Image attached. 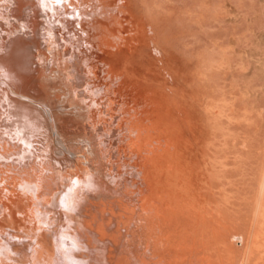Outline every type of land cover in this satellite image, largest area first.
<instances>
[{"label": "bare ground", "instance_id": "bare-ground-1", "mask_svg": "<svg viewBox=\"0 0 264 264\" xmlns=\"http://www.w3.org/2000/svg\"><path fill=\"white\" fill-rule=\"evenodd\" d=\"M163 1L159 0V3L163 4V6L161 5L162 8L164 7L163 9L159 3L158 6L154 4L156 1L152 2L153 4L150 3L151 8L154 5L153 9L150 8L153 11L150 16L154 15L153 18H156L153 19L154 21L165 17L160 16L162 12L164 15L169 12L166 13L165 10L167 8L169 10L170 5L166 8L165 2L167 0ZM137 2L136 0H0V264H174L177 260L180 261V264H183L181 260L184 264H233L235 262H232L233 260L238 261V264H258L259 261L264 264V231H262L264 206L257 211L256 217L253 216L255 220L257 219L256 223L261 221V228L259 224L254 222L255 220L253 221L251 216L250 219L244 216L246 222L252 221L255 225L252 226L253 224L250 222L249 224L252 225L248 224L249 229L245 227L246 231L234 233L229 228L230 225L233 226V223L230 224L231 217L229 218L227 214L226 205L228 199L233 200L235 196L232 199L229 198V190L227 192L225 188L220 187L224 184L220 185L219 178L222 176V180L225 177L221 175L223 169L221 172V167L217 166L221 165L219 164L220 161H217L218 164H216V161L209 162L215 163V166L213 165L214 170L211 164H208L211 168L207 167L212 169L213 172L216 171L217 167L219 168L217 171L220 172L221 176H214L218 175L219 172L212 174L214 176L212 180L214 181L216 177L219 181L220 186H217L216 180V183L213 182V185L216 184L217 188L212 186V182L208 184V179L206 180L207 177H212L211 175H205V179H199L198 176H201V173L196 172L199 174L197 176L194 171H191L192 163L195 164L196 161H201L198 160V157H195L196 153L194 152L201 150V153H203L202 148L204 149L206 143H203L206 141L204 139L209 137L211 132L210 135L207 134L206 138H202L200 137L202 136L201 131L203 134L209 133L208 130L204 131L203 129L210 127V123V126H205V116L203 119L199 118L202 120L196 118L200 115V112H198V109H194L193 106L195 105L190 103V97H188V101L186 98V101L181 100L179 103L184 102L186 105V102H189L187 110H192L191 112L195 110L194 113L197 110L198 113L196 115L193 113L191 116V112H189L188 116L193 117L190 119H196V121L198 119L197 123L200 121V123H204L203 126L192 122L195 125L189 128L191 122L188 123L189 119H187L188 122L185 121L187 110L183 108L186 106L181 103L180 107H182L178 109L179 103L176 102L178 106L174 103L177 99L184 98V95L182 96L175 89V95H179H176L178 98L175 97L174 92L170 89L171 85L167 83L169 81H165L166 85L168 84L165 87H168L169 92L172 91L173 95L170 96L169 92L164 91L166 88L163 89L164 86L161 82L163 77H160L161 90L157 86L156 90L153 89L152 94L147 96L151 84L141 81L145 78L143 75L140 76L141 71H143L142 66H146L143 63L145 53L142 47H145V44L149 46L150 43L153 51L152 56L157 57L162 56V53L164 54L169 50H165L166 46L164 44V49L162 48L163 51L165 50L164 52H161L162 49L159 50L160 46H155L157 44L152 39L155 38H153V34L155 36L154 32L156 30L153 31V27H156L155 24L157 23L159 29L158 22H154V26L153 23L149 24L152 20H147V18L152 17H148V13L144 14V11L143 13L140 12L141 4L139 6ZM148 2L142 1L141 3L143 5ZM168 2L170 4V0ZM168 2L166 3L168 4ZM177 2L173 4L171 1V5L175 6ZM145 6L147 9V4ZM145 6L141 7L144 9ZM155 7L163 11L161 10L158 13L159 9L157 10ZM158 29L156 33L160 34L161 32H158L160 29ZM156 39H159V37H156ZM169 40L167 39V41ZM213 41L215 42V40ZM190 45L188 44L187 48L193 49ZM139 48L141 49L139 50ZM184 50L187 52V49L184 48ZM191 51L193 50H189V52ZM223 51L226 54L227 50ZM225 54H222L223 57L221 58H224ZM164 55L169 56L170 53ZM210 58L215 63L212 55ZM225 59L228 67L227 57ZM169 60H166L168 61V67L165 68L163 65L164 70L169 68ZM158 61L160 60L158 59ZM220 61V59H217L216 62L220 68L216 64L212 65L213 67L216 65L214 69L218 68L224 71L226 68L224 61H222L223 64ZM152 62L157 64L155 61ZM207 62L205 64H209V66H206L208 68L212 67V62ZM218 62L221 64L219 65ZM201 66L197 70L208 72L212 69V73L214 72L211 67L203 70ZM153 67L155 68V66H152V70ZM145 68L148 71L142 74L149 73L150 75L153 73L149 72L150 69H147V67ZM171 68L168 70L171 71ZM122 69L123 73H117L118 70ZM172 69L174 70V67ZM154 70L157 71V69ZM164 70L162 68V71ZM222 70L219 72L223 73ZM176 72L173 71L174 77L177 76ZM207 72L206 75L203 73L205 77L203 75L200 77L205 79L208 76ZM219 72L215 73L220 75ZM168 73L167 79L173 75L170 72ZM201 73L199 71V74ZM208 73L211 75V72ZM195 75L197 80L201 79L197 77L198 74ZM212 75L214 76V78L211 76L212 82H214L216 74ZM226 75L223 79L227 77ZM133 76L142 77L141 80L137 81L139 88L135 86L137 84L134 82L136 79L134 78L135 80L132 81L135 83V92L139 91L137 99L146 98L145 100L148 103L137 101V99L135 101V95L134 98L131 97L130 99L128 94L131 95L132 91H129L128 94L124 93V89L129 87ZM155 76L158 78L159 74L156 73ZM176 79L174 83L177 82ZM221 79H218L219 85ZM223 79L222 81H225ZM171 80H174V78ZM172 85L174 84L172 83ZM148 87L150 88L148 89ZM174 88L176 87L174 86ZM224 88L226 87L222 86V89ZM225 91L223 90L222 93ZM123 93L127 96H124ZM164 94H167V98ZM223 95L225 96V94ZM172 96L177 99L175 100ZM224 96L218 97L221 98L220 105L222 107H217V109L221 110V114L224 111L227 113L230 109L229 106L227 107L229 102L226 104L227 101H223ZM118 97L121 98L120 101H116ZM244 97L240 99H244ZM219 99L217 103H220ZM202 100L203 104L204 99ZM192 101L200 102L194 99ZM238 102L240 103V101ZM217 103H213L215 108ZM189 105H192L193 109L189 110ZM199 106H201L200 103ZM209 106L212 105L209 104ZM209 106L206 105V108ZM176 108L177 111L181 110L180 113L183 112V115L181 113L183 117L179 112V114H176L177 116L172 115L177 112ZM212 108L211 110L208 108V111L215 112L213 111L215 108ZM203 109L205 111V108ZM208 111L206 110L203 113ZM210 112L207 113L209 117H211ZM221 114L219 112L217 115L220 116ZM235 114L238 115L239 113ZM172 116L182 118L183 123H188V126L186 125V127L185 123L179 121L174 122ZM222 116L223 114L220 117ZM232 116L234 115L232 114ZM244 117L246 116L244 115L243 119ZM223 118L227 119V116L224 115ZM247 119L249 118L247 117ZM229 121L226 123L227 125L230 124L231 121ZM214 122H216L215 119ZM238 123L237 127L235 125L233 127L239 128ZM242 123L240 122L241 126ZM219 124L221 125V122ZM224 124H222V127H224ZM176 125L180 128H184V126L186 128L181 132L183 136H177V141L174 140L177 134L173 135L174 137L169 136L171 139L173 138L171 142L174 144L171 145L175 147L174 150L170 146L175 151L172 153L171 150L170 153V148L167 146L170 140L165 138L168 137L166 136L168 134L165 133L168 131L173 134ZM197 125H200L198 127L201 129L203 128L202 130L199 128V132L198 128H193ZM217 125L213 129L221 128ZM227 125L224 128L229 127L230 130V126ZM210 128L212 129V127ZM241 128L243 129V126ZM190 129H193V131L196 129L197 134H200L198 137L201 138V140L200 138L198 140H203L202 148L199 146L201 148L199 149L197 146L194 152L196 141L191 139L194 142L190 141L189 144L188 141L191 135L192 138H196L197 134L195 135L196 132L193 133L192 131L188 138L186 134H189V131L191 132ZM222 129H220L219 134L222 135L223 133V139L226 138V135L227 138L237 137V141L235 140L236 142L233 141V143H236V149L238 148V150L235 149L234 144L231 148L239 152V147H237L239 144L237 143L242 139L238 140L240 132L238 136L233 133L236 134V136H233L230 133L226 134L228 129H225L227 131L225 133ZM218 130H216L217 133ZM213 133L212 136L215 135ZM221 135H219V139ZM185 136L187 139L184 138ZM179 137L183 142L187 140V146L180 144L183 142H179L181 140ZM227 138L225 140L229 139ZM208 141L211 142L210 139ZM243 141L245 142V138L241 142L243 143ZM212 142L210 145H212ZM198 143L201 142L198 141ZM242 143L241 153L245 151V145L243 146L245 143ZM225 144L227 143L225 142ZM210 145L208 144L206 148ZM243 147L244 149H242ZM210 149L212 150V146ZM212 151L209 152L211 155L213 154ZM191 153L194 154L196 161H193L194 158L192 159L193 155ZM258 153L260 154L259 151ZM210 154L205 155L209 156ZM200 155L201 159L204 153ZM223 156L220 157L224 158ZM243 157L245 158V156ZM210 160H213L212 157ZM232 160H228V162ZM234 160L233 162H235ZM243 160L240 158V161ZM207 162H203L204 165L203 163L201 165L206 168ZM221 162L223 163V160ZM236 163L238 164L237 161ZM195 165L193 167H196ZM203 167L201 169H204ZM227 167H223L225 172ZM212 170L209 171L212 172ZM263 171L260 170L263 177L262 180L259 178L262 183L258 182L257 193L255 192L256 186L253 187V184H251L252 194L256 193L251 198L255 196L254 198L257 199L258 197L259 206L260 204L264 205ZM210 172L209 174H211ZM233 173L235 174V172ZM204 174L205 170H203L202 175ZM243 175L245 174L243 173ZM202 179L207 181L206 184ZM259 179L256 180L259 181ZM195 180H198L199 183L196 184ZM199 180H202L201 183L203 184H200ZM216 189L219 190L215 191ZM215 194L217 195L216 198L219 196V200L214 198ZM229 194L231 193L229 192ZM239 197L241 198L240 194ZM259 198L261 199L259 200ZM236 201L238 200L235 199ZM232 203L230 204L232 205ZM251 203L256 204L255 206L258 205L255 201ZM235 204L237 205V203ZM245 204L251 205L249 203ZM255 206L254 208H256ZM234 207L233 210L236 211V207ZM231 208L232 206L229 207V212L232 210ZM177 216H181L179 220H182V216L184 219L189 217L190 219H187V221L189 220L188 223L193 221L192 223L195 226L192 227V224L189 227L193 228L189 229L193 232L191 235V231L188 232V227L184 226V229L187 228L188 230L189 234L186 235H189V240L186 235L184 237L189 242H184V245L180 243L181 247L178 246L180 245L178 243L181 242L177 237L180 235H178V230L176 231L173 228L177 233L176 236L173 234H165V236L161 234L159 236ZM147 217L154 218L153 224L156 219L157 221L155 223L156 228L152 225V230L148 229L150 231L149 235H151L150 238L144 239L145 237L143 238L137 234L139 228L147 221ZM184 219L183 221L186 224L187 221ZM241 219L245 221V219ZM148 221L150 222L149 219ZM243 221L241 222L243 223ZM149 222L148 226L150 225ZM245 225L243 224V226ZM239 226L241 228V225ZM155 229L157 234L153 235L151 232ZM184 229L182 228V230ZM182 230L180 229L179 233L182 234L183 232H180ZM237 230L239 229L237 228ZM146 236L148 237V235ZM161 237L164 239L162 240ZM155 244L163 245L161 248H167L166 250H169L168 247L170 250L173 248L176 252L180 249L181 255L176 253L179 256H175V251L172 249L171 252H174V254L171 252L170 254L175 257L173 258L171 255L168 261L169 256L164 254L166 256L163 258V254H161L162 251L166 250H162L160 253L158 245L155 247L159 249V252L156 253L157 255L154 254L155 249L152 248ZM164 245L167 246L164 247ZM159 253L162 255L161 257H159ZM166 258L167 260H165ZM254 258L255 261L252 260ZM170 261L173 262L169 263ZM176 263L178 264V262Z\"/></svg>", "mask_w": 264, "mask_h": 264}, {"label": "rangeland", "instance_id": "rangeland-1", "mask_svg": "<svg viewBox=\"0 0 264 264\" xmlns=\"http://www.w3.org/2000/svg\"><path fill=\"white\" fill-rule=\"evenodd\" d=\"M138 0H136V2H137ZM144 2V1H146V2H148V3H146L147 4V9H146V4L144 3L143 5L145 6V8L143 9V7H141V6H143L142 5V3L141 2ZM151 1V2H150ZM156 1V2H155ZM154 2L152 1V0H139L137 3V5H139V4H141V6H140V8H139V6H138V8H139V10H140V12H142L143 13V11L145 12L144 14H147V16L148 17H152V18H150V19H148L145 15H143L144 17H146L147 18V20H152L151 21V23L149 22V21H147V22H149V24H152L153 26H154V22H158V25H159V29L161 30H159L158 29V26H157V23L155 24L156 25V27L155 28H157L159 31L158 32H161L160 34L158 33H156L157 32V29H155L154 27H153V31H155L156 30V32H154L155 33V36H154V34H153V38L155 39H152V41L154 42V43H156L157 45H155V46H160V48H159V50L160 49H164V45L166 46V47H168V45H169V47L168 48H166L165 47V50H169V51H167V52H165L166 54H169L170 53V55L169 56H167V55H164L163 53H162V56L160 57V56H152V54H153V51H152V48H151V46H150V43H149V46H150V48L148 49V51H147V48L149 47L147 44H145V47H142V48H144L143 49V51H144V56H143V63L144 64H146V66H142L143 67V71H141V73H140V76L141 75H143V77H145V78H143L142 80H141V78L142 77H139V76H133L132 77V79H131V83L133 84V85H130L129 84V87L126 89L125 87V89L127 90H125L124 89V93H126V94H128V92L130 91H132V94L130 95V93L128 94L129 96H130V99H131V97H133L134 98V95H135V101H136V99H137V97H138V92L136 91L135 92V89L136 88H139L138 86V83H137V81H139V80H141L142 82H147V84H148V82H149V84H151V89H150V91H148L149 92V94L147 95V96H150V94H152V90L153 89H155L157 86H161V83H160V77H163V78H161L162 79V84H163V86H164V88L163 89H165L166 87H165V85H166V82L167 81H169V82H167V83H169V85H171L170 86V89L174 92V95H175V93H176V91H174L175 89L179 92V94H182V96L184 95V98H181L180 100H178L177 98V96H179V95H175V97H177V98H175L174 96H172V97H174V99L176 100L177 99V101H175L174 103H176V102H178L179 103V101H186V98H187V101H188V97H190L189 98V101H191L190 103L191 104H193V105H195V106H193L194 107V109L196 108V109H198L199 111L198 112H200V115L199 116H196V118L198 117V119L201 117L202 119H203V117L205 116V120H204V123H206V125L205 126H210V127H212V129L210 128V127H205L203 130L204 131H206V130H208V132L209 133H207L206 132V134H203V132L201 131V134H202V136H200V134H197L200 130H199V128L200 127H198V126H200V125H203L204 126V123H200V122H198L200 125H197V127H195V126H193V128H198L197 130H198V132H196L195 130L193 131V129L191 130V132L189 131V134H186L187 135V137L189 138L190 136V133L192 134V131H193V133L194 132H196L195 133V135L197 134V137L195 138V137H193L192 138V135H191V138L189 139V141H188V144L189 143H191V142H194V141H196L195 143H196V145H195V149H193V152L196 150V147L198 146V148L199 149H201L202 148V142H203V140L202 141H200L201 140V138L200 137H204V138H206L208 135L207 134H209L210 135V132H211V137L209 138V137H207L206 139H204V140H206V141H204L203 143H205L204 144V149L202 148V152L204 153V155H203V157L201 156L203 153H201V150H198V152L200 151V153H201V155H200V153H198L197 151H195L194 153H196V155H195V157H198L199 159L198 160H203V158H204V160L202 161V163L204 162H207V160H208V162L206 163V168L205 167H203L201 164V161H196V158L194 157V154H192L191 153V155H193L192 156V159L194 158V160L193 161H196L195 162V164H193L192 163V165H191V171H194L195 173L196 172H198V173H201L200 175L201 176H198L199 174L198 173H196L197 174V176H198V178L200 179V178H203V179H205L206 177H205V175L206 176H212V177H207L206 178V180L208 179V184H211V182H212V186L213 187H216L217 188V186H220V185H222V184H224V185H222V186H220V187H223V188H225V190L228 192V190H229V192L231 193V194H229V192H228V196H229V198H231L232 199V197L233 196H235V199L236 200H238L239 202H240V204H239V202L238 201H236L235 202V199H234V197H233V200H229L228 199V204H229V207H231L232 206V210L229 212V207H228V204L226 205V208H227V214H228V216H229V218H230V220L229 221H231L230 222V224L231 223H233V226L232 225H230V227L229 228H231V230H233L234 231V233L236 232V233H238L237 231H239V233H241V232H244V230L246 231V229H249V227H248V224L251 222L252 224L255 222L256 223V221H257V219L255 220L254 219V217L253 216H255V215H257L256 213H257V211L261 208V207H263L264 205H261L260 204V206H259V204H258V197H257V199L256 198H251L253 195H254V193L257 191L258 192V186H257V184H259L258 182H261L262 183V173H260V170H264V164H263V161H264V159H263V157H264V0H177V1H174V0H170V4H169V2H168V0L166 1V0H164V1H166V2H168V4L165 2V6H166V8H167V6L168 5H170L169 6V10H168V8L165 10V12L167 13L168 11V15L166 14V15H164V13L162 12L161 13V15L160 16H165L164 18L163 17H161L160 19H161V21H159L158 19L157 20H153V19H156V18H153L154 17V15L153 16H150V15H152L151 13L153 12V11H151V9H153V7H154V5L152 6V8H151V4L150 3H154L155 5H157L158 6V3H159V0L157 1V0H155ZM163 1V0H162ZM163 1V2H164ZM171 1L173 2V4H174V2H177L176 3V5L175 6H173V5H171ZM140 2V3H139ZM152 3V4H153ZM157 3V4H156ZM162 3V2H161ZM149 5H150V7H149ZM159 5H160V7H161V5L163 6V4H160L159 3ZM151 8V9H150ZM156 8V7H155ZM155 8H154V10H155ZM162 8V7H161ZM164 8V7H163ZM162 8V9H163ZM157 10L159 9L158 7L156 8ZM161 9V10H162ZM142 10V11H141ZM150 10V11H149ZM160 9L158 10V13L161 11ZM149 11V12H148ZM163 11V10H162ZM208 11V12H207ZM157 13V12H156ZM157 13V14H158ZM183 14H185V15H183ZM156 15V14H155ZM191 15V16H190ZM158 17H159V14L157 15ZM156 17V16H155ZM169 18V20H167ZM198 18V19H197ZM183 20V21H182ZM198 22H197V21ZM187 21V22H186ZM159 22H160V24H159ZM163 23V24H162ZM162 25V26H161ZM196 25V26H195ZM203 25V26H202ZM161 26V27H160ZM162 28V29H161ZM208 28V29H207ZM167 30V31H166ZM208 31V32H207ZM195 32H197V33H195ZM213 32V33H212ZM163 33V34H162ZM190 33V34H189ZM209 33V34H208ZM189 34V35H188ZM192 35V36H191ZM210 36V37H209ZM156 37L158 38L159 37V39H160V41H159V39H156ZM164 37H165V39H164ZM166 37H167V39L169 40V41H167V39H166ZM197 38V39H196ZM196 39V40H195ZM157 40H158V42H157ZM163 40H166L165 42L163 41ZM213 40H215V42L213 41ZM225 40V41H224ZM156 41V42H155ZM195 41V42H194ZM213 41V42H212ZM224 41V42H223ZM163 42V43H162ZM168 42H169V44H168ZM172 42V43H171ZM207 42V43H206ZM161 43V44H160ZM185 43V44H184ZM186 43H187V45L189 44H191L190 46H192V48L193 49H191L189 46V48H187V45H186ZM202 43H204V44H206V45H204V44H202ZM222 43V44H221ZM164 44V45H163ZM168 44V45H167ZM171 44V45H170ZM202 44V45H201ZM148 47H147V46ZM140 46V45H139ZM142 46V45H141ZM140 46V47H141ZM172 46V47H171ZM184 46V47H183ZM194 46V47H193ZM201 46V47H200ZM226 47V49H225V47ZM206 47V48H205ZM209 47V48H208ZM215 47V48H214ZM219 47V48H218ZM223 48V50H227L228 51V53H227V51H226V54H225V51H223L222 50V48ZM169 48H172L171 50L169 49ZM184 48L185 49H187V52H189V50H193V51H191V52H189L188 54H187V52H185V50H184ZM196 48V49H195ZM208 48V49H207ZM213 48V49H212ZM221 48V49H220ZM141 48H139V50H140ZM151 49V50H150ZM163 49L161 50V52H164L163 51ZM176 49V50H175ZM212 50V51H211ZM222 51V53H221V51ZM172 52V53H171ZM203 52V53H202ZM224 52V53H223ZM230 52V53H229ZM173 53H175V54H173ZM221 53V54H220ZM208 54V55H207ZM222 54H225V56H224V58H221V57H223V55ZM151 57L150 59L147 57ZM173 57H172V56ZM211 55H212V57L214 58L213 60H215V63H213L212 62V58H210L211 57ZM227 55H229V56H227ZM147 58H146V57ZM167 56V57H166ZM171 56V57H170ZM239 56H240V58H239ZM154 57V58H153ZM155 57H157V58H155ZM169 57H170V60H171V58H172V60L170 61L169 60ZM225 57H227V60H228V67L226 66V59H225ZM145 58H146V62H145ZM164 58V59H163ZM167 58V59H166ZM210 58V59H209ZM158 59L160 60V61H158ZM162 59V60H161ZM169 60V68H173L174 67V70L171 68L170 70L171 71H169L168 69L166 70H164V67L166 68V66L168 67V64H167V62L168 61H166V60ZM211 60V61H209V60ZM217 59H220L221 61V63L223 64V62L222 61H224V65H225V69H224V71L222 70V69H218V68H220V67H218V65L216 64V62H217ZM230 60V61H229ZM152 61H155V62H157V64H154ZM206 61H208L207 63H209V62H212L211 63V65L213 64H216L217 65V67L218 68H216V69H214L215 68V66L213 67V65H212V67L211 68H213L214 69V72L212 73V69H210V67L208 68L207 66H209V64L207 65V64H205V62ZM150 62V63H149ZM161 62H162V66H161ZM151 64V65H149V64ZM204 63V64H203ZM221 63H219L218 62V64L220 65ZM154 64V65H153ZM202 66H201V65ZM163 65H164V67H163ZM207 65V66H206ZM152 66H155V68L153 67V70H152ZM157 66V67H156ZM200 66H201V68L204 70H206V68H208V69H210V71L208 70V72H211V75H209L210 73H208L207 71V75L209 76V78H208V76H206V80L203 78L202 79V77H200V76H202L203 75V77H205L204 76V74L206 73L205 71V73L203 72V71H201V70H197L198 69V67L200 68ZM204 66H206V67H204ZM145 67H147V69H150V71L149 72H153L152 74H150L149 75V73L147 74V73H145V74H142V73H144V72H146V71H148V70H145L146 68ZM159 67V68H158ZM239 67V68H238ZM145 68V69H144ZM162 68H163V70L165 71H162ZM235 68V69H234ZM154 69H157V71H155ZM218 69V70H217ZM228 69H230V70H228ZM242 71V73H241V71ZM243 69H244V71H243ZM161 70V71H160ZM174 71V73L176 72L177 73V79H176V77H174V73H173V71ZM221 70H222V72L223 73H226L225 71H228L230 74H223V73H220L221 72ZM170 72V74H173L171 77H168V79H167V76H169V73L168 72ZM199 71H200V73L201 74H199ZM220 71V72H219ZM162 72H163V74L165 75H163L162 74ZM215 72H219L220 73V75L218 74V73H215ZM238 72V73H237ZM240 72V73H239ZM117 73H123V69L122 70H118L117 71ZM155 73V74H154ZM156 73L157 74H159V77L157 78V76H155L156 75ZM167 73H168V75H167ZM204 73V74H203ZM195 74H198V76L197 77H200L201 79H198L197 80V78L195 77L196 75ZM212 74H216L215 76V79L218 77V79H223L224 78V75H226L227 77H225V79H223V80H225V81H222V79L220 80L221 82V84L220 85H222V86H224V87H226V88H224V89H222V86H221V89H220V85L218 84L219 82V80L218 79H214V82H212L213 81V79L212 78H214V76L212 75ZM223 74V75H222ZM233 74V75H232ZM241 74V75H240ZM206 75V74H205ZM152 76H153V78H152ZM211 76H213L212 78H211ZM155 77V78H154ZM136 80H135V79ZM174 78V80H171V79H173ZM135 81H134V80ZM148 79H150V80H148ZM153 79V82L151 83V80ZM159 79V80H158ZM165 79V80H164ZM175 79H176V81L177 82H175L174 83V81H175ZM183 79V80H182ZM210 79H211V81H210ZM173 81L172 83L174 84V85H172V83H171V81ZM200 80V81H199ZM132 81H134V82H136L137 84L135 85L136 86V88H135V86H134V82H132ZM157 81V82H156ZM166 81V82H165ZM199 81V82H198ZM205 81V82H204ZM210 81V82H209ZM155 82V83H154ZM165 82V83H164ZM201 82V83H200ZM204 82V83H203ZM212 82V84H210ZM223 82H225L224 84H223ZM158 83H160V84H158ZM156 84H158V85H156ZM218 84V85H217ZM227 84H228V86H227ZM128 85V84H127ZM138 85V86H137ZM217 85V86H216ZM132 86V87H131ZM162 86V87H163ZM166 86H168V84L166 85ZM174 86L176 87V88H174ZM190 86V87H189ZM127 87V86H126ZM150 87H148V89L150 88ZM218 87H219V89H218ZM211 88V89H210ZM129 89H131V90H129ZM160 90H161V87L159 88ZM163 89H162V92H163ZM169 88L167 87L164 91H167V92H169V90H168ZM227 89V90H226ZM229 89V90H228ZM156 90V89H155ZM158 90V89H157ZM225 91V92H223L222 93V91ZM169 92L170 93V96L171 95H173V92ZM227 91H229L228 93H227ZM160 92V91H159ZM166 92V93H167ZM177 92V93H178ZM203 92V93H202ZM209 92V93H208ZM123 93V95L125 96L126 94H124ZM161 93V92H160ZM165 93V92H164ZM169 93H167V94H169ZM172 93V94H171ZM137 94V95H136ZM163 94V93H162ZM166 94V95H167ZM223 94H225V96L223 95ZM227 94V95H226ZM165 95V94H164ZM166 95H165V97H166ZM217 95H219V96H217ZM124 96H122L123 98H124ZM127 96V95H126ZM128 96V97H129ZM145 96H146V94H145ZM169 96V95H168ZM221 96H224V98H223V101H227L226 102V104L229 102V104H227V107L229 106V108L231 109H227L228 110V112L226 113L225 111H224V113H222L223 114V116L222 117H220L222 114H221V110H219V109H217V107L218 108H221L222 106L220 105L221 104V102H220V99L218 98V97H221ZM245 96V97H244ZM209 97V98H208ZM214 97V98H213ZM216 97V98H215ZM241 97H244V99H240ZM122 98V99H123ZM167 98V97H166ZM191 98H192V100L194 99V100H198V101H200L199 103H200V105L201 106H199V103L198 102H196V101H192L191 100ZM238 99V101H240V103L237 101V99ZM119 99V100H118ZM139 99V98H138ZM137 99V101H145L146 103H148L145 99L146 98H142L141 100L139 99L138 100ZM170 99H172L171 97H170ZM202 99H204V103H206V104H202V102H203V100ZM218 99H219V102L220 103H217L218 102ZM236 99V100H235ZM240 99V100H239ZM121 100V98L120 97H118L117 99H116V101H120ZM173 100V99H172ZM171 100V101H172ZM211 102H210V101ZM214 100V101H213ZM216 100V101H215ZM242 100H244V101H242ZM202 101V102H201ZM205 101H208V102H205ZM241 101H242V103H241ZM196 102V103H195ZM210 102V103H209ZM216 104L217 103V105H216V108H215V105L213 104ZM236 102V103H235ZM173 103V104H174ZM182 103V105L184 104V102H180L179 103V106H178V104L176 103V105L178 106L177 108L179 109H181V107H180V104ZM187 104L185 105L184 104V106H186V107H183L185 110H187L188 109V107H187V105L189 104V102H186ZM209 104L210 105H212L213 106V108H215L213 111H215V112H217V111H219L220 112V116H218L217 114L219 113H215V112H210V110H211V108H212V106H209ZM206 105L207 106H209V107H207L206 108ZM254 105V106H253ZM192 105H189V110L192 108L193 109V107H191ZM220 106V107H219ZM234 106V107H233ZM200 107H201V110H200ZM236 107V108H235ZM239 107V108H238ZM247 107V108H246ZM176 108V111L178 110ZM202 108H205V111L207 110L208 111V108L210 109L208 112H210V115H211V117H213L215 114L217 115H215L213 118H211V117H209V115L207 114V113H203V112H205L204 111V109L202 110ZM212 108V109H213ZM183 110V109H182ZM226 110V111H227ZM240 110V111H239ZM180 111L181 110H179V111H177L175 114H172L173 116H175L178 112L180 113ZM192 110H190V111H188L187 110V117H186V119H185V121H187V119H189V122L188 123H190L191 122V126H189V128L190 127H192V125H195V124H193L192 122H194V123H196V124H198L197 123V121H198V119H197V121H196V119L195 120H191L190 118H193V117H191L192 116V114L194 113V111L195 110H193V112H191ZM238 111V112H237ZM243 111V112H242ZM251 111H253V112H251ZM189 112H191V116L189 117L188 116V114H189ZM178 113V114H179ZM182 113V115H183V112H181ZM181 113H180V115H181ZM185 113V112H184ZM196 113H197V110H196V112L194 113L195 115H196ZM202 113V114H201ZM215 113V114H214ZM226 113V114H225ZM235 116H232V114ZM235 113H239L238 115H236ZM259 113V114H258ZM198 114V113H197ZM204 114V115H203ZM230 116V119H229V116ZM258 114V115H257ZM180 115H178V116H180ZM181 115V116H182ZM224 115H225V117L227 116V119L225 118H223L224 117ZM246 116V117H244V119H243V116ZM172 116V117H173ZM177 116V115H176ZM207 116V117H206ZM171 117V118H172ZM183 117V116H182ZM220 117V118H219ZM247 117L250 119H247ZM222 118V119H221ZM232 118V119H231ZM258 119V123H260L259 124V127H260V129H261V133L260 134H255V130H253L252 129V127H249V123H251V121H254V119ZM175 119V120H174ZM177 119H179V118H177V117H173V121L174 122H176V121H179L180 123H183V119L181 120V119H179V120H177ZM202 119H199V120H202ZM208 119V120H207ZM209 119H210V121H209ZM212 119V120H211ZM215 119V121L216 122H214L213 123V120ZM218 119V120H217ZM222 121H221V120ZM224 119V120H223ZM181 120V121H180ZM191 120V121H190ZM226 120H230L229 122H230V124L229 125H227L226 123H228V121H226ZM238 120L242 123H245L244 125H243V123H242V126H243V129L241 130L240 129V127H242L241 126V124H240V122L238 123ZM207 121V122H206ZM221 122V125L219 124V122ZM237 122L238 123V127L239 128H236L237 127V123H234V122ZM245 121V122H244ZM179 123V124H180ZM185 123V122H184ZM183 123V124H184ZM188 123H185V126L187 125L188 126ZM209 123H210V125H209ZM216 123V124H215ZM225 123V124H224ZM232 123H234V125L236 126L235 128L233 127V126H231L232 125ZM176 124H178V123H176ZM183 124H181V125H183ZM208 124V125H207ZM212 124H214V125H212ZM218 124V125H217ZM222 124H224V127H225V125H227V126H230V130L228 129L229 127H227V128H224V127H222ZM180 125V126H181ZM215 125H217L218 127H221V128H223L222 130H223V132L225 133V129H228V133H226V134H233V133H236L237 134V136H238V140H240V138H245V142L243 141V143H245V144H243L241 141H242V139L239 141V143H237V144H239V145H237V147H239V152H237V151H235V150H233L231 147H233L234 145H235V149H236V141H237V137H234V138H232V137H228L227 138V135L225 136L228 140H225L226 138H222L223 136V133H222V135H221V133L219 134V131H220V129L219 128H217V129H213L214 127H215ZM246 125V126H245ZM178 125H176L175 126V129L173 130V134H171V133H169L167 130V132L165 133V134H168V135H166V136H171V137H174L176 134V136H175V138H174V140H178V138H177V136H183V133H182V135H181V132H182V130L184 131V129L187 127H185L184 126V128L183 127H177ZM245 126V127H244ZM183 128V129H182ZM207 128V129H206ZM216 128V127H215ZM181 129V130H180ZM201 129V128H200ZM201 129V130H202ZM219 129V130H218ZM234 129V130H233ZM180 132H179V131ZM209 130H212V131H209ZM214 130V131H213ZM216 130H218V133L216 132ZM233 131V132H232ZM242 131H243V133H242ZM177 132V133H176ZM213 132H215V133H213ZM227 132V131H226ZM240 132V133H239ZM178 133H180L179 135H178ZM212 133L213 134H215V135H213L212 136ZM239 133V134H238ZM171 134V135H170ZM236 134H233V136L235 135L236 136ZM243 134V135H242ZM163 135V134H162ZM174 135V136H173ZM194 134H193V136H195ZM198 135L200 136V137H198ZM206 135V136H205ZM219 135H221V138L219 139L218 137H220ZM164 137H165V135H163ZM162 136V137H163ZM228 136H230V135H228ZM232 136V135H231ZM243 136V137H242ZM163 137V138H164ZM165 137V138H167V139H169L170 140V143H169V141H168V143H167V146L170 148V153H171V150H172V153L173 152H175L174 150H175V147L173 146V145H171V144H174L173 142H171L172 141V139H171V137ZM187 137L185 136L184 138L185 139H187ZM252 137V138H251ZM180 139H181V137H179ZM183 138V137H182ZM183 138V139H184ZM198 138H200V140H198ZM166 139V140H167ZM191 139H194V141L193 140H191ZM199 142H201V143H198V141ZM210 139V141L212 142V145H210V143L211 142H209L208 140ZM218 139H219V141H218ZM225 140V141H224ZM236 140V141H235ZM182 141V139L181 140H179V142H181ZM191 141V142H190ZM216 141H218V142H216ZM228 141V142H227ZM233 141H235L234 143H233ZM183 142V141H182ZM209 142V143H208ZM225 142L227 143V144H225ZM251 142H252V144H251ZM210 145L209 147H207L206 148V146H208V144ZM241 143L243 144V146L245 147V151L244 152H242L241 153V149H240V147H242V145H241ZM250 143V144H249ZM169 144V145H168ZM181 145L182 144H184L185 146H187L186 144H187V140H184V142L183 143H180ZM194 144V143H193ZM199 144V145H198ZM201 144V145H200ZM207 144V145H206ZM223 144H225V145H223ZM234 144V145H233ZM261 144V145H260ZM218 145V146H217ZM220 145V146H219ZM223 145V146H222ZM233 145V146H232ZM241 145V146H240ZM170 146H172L173 147V149H171V147ZM201 148H200V147ZM212 146V150L214 149V147H215V149H214V151H212L211 149H210V147ZM224 146H225V148H224ZM167 147V148H168ZM194 147V146H193ZM218 147V148H217ZM220 147V148H219ZM223 147V148H222ZM232 149H230V148ZM244 147L242 148V149H244ZM169 148H168V150H169ZM197 148V149H198ZM206 148V149H205ZM249 148V149H248ZM210 149V150H209ZM218 149V150H217ZM223 151L222 153H221V150ZM225 151H224V150ZM230 149V150H229ZM204 150H207L208 151V153H207V151H205L204 152ZM229 150V151H228ZM236 150H238V148L236 149ZM210 151H212V155L209 153ZM217 151V152H216ZM234 151V152H233ZM258 151L260 152V154L258 153ZM263 151V152H262ZM216 153V155H215V153ZM236 152V153H235ZM220 153V154H219ZM239 155H238V154ZM244 153V154H243ZM205 154H210L209 156H207V155H205ZM224 156H223V155ZM228 154V155H227ZM233 154H236L235 156L233 155ZM254 154H255V156H254ZM199 155L201 156V159H200V157H199ZM215 155V156H214ZM227 155V156H226ZM257 155V156H256ZM205 156V157H204ZM212 157V159L213 160H210L211 159V157ZM223 156L224 158H225V156H226V158L224 159V158H221V157ZM243 156H245V158L243 157ZM208 157H210L209 159H208ZM220 157V158H219ZM231 157V158H230ZM237 159H235V158ZM214 158H215V160H214ZM227 158H228V160H232V158H233V160L235 161V162H233V160L232 161H229L228 162V160H227ZM230 158V159H229ZM238 158H239V160H238ZM240 158H241V160H245V163L243 164V161H240ZM243 158V159H242ZM255 159H256V162H255ZM210 160V161H209ZM221 160H223V163L221 162ZM257 160H259V161H257ZM212 161H216V164H218V162L220 161V163L219 164H223L222 166L221 165H217V166H219V168L221 169V172H222V169H223V174H221V175H223V176H225L222 180L224 181H222L221 180V175H220V172L219 171H217V170H219V168L217 167V169H215L216 171H214L213 172V168H215L214 166H215V163L213 164V163H209V162H212ZM218 161V162H217ZM236 161L238 162V164L240 165H238L237 163H236ZM239 161H240V163H239ZM192 162V161H191ZM200 162V163H199ZM225 162H227V163H225ZM232 164H231V163ZM242 162V163H241ZM258 162V163H257ZM197 163H198V166H197ZM204 163H203V165H204ZM225 163V164H224ZM211 164V166H213L212 167V169H208L207 167H209V165ZM231 164V165H230ZM243 164V165H242ZM263 164V165H262ZM196 166V167H193V166ZM208 165V166H207ZM228 167H227V166ZM211 166L209 167V168H211ZM227 167L226 168V172L224 171V169L225 168H223V167ZM239 166V167H238ZM247 166V167H246ZM204 168V169H201V168ZM243 167V168H242ZM263 167V168H262ZM242 168V170H240ZM193 169V170H192ZM196 169V170H195ZM199 171H198V170ZM246 169V170H245ZM202 172H201V171ZM203 170H205V174L204 175H202L203 174ZM212 170V172H210V171ZM238 171V172H237ZM241 171V172H240ZM209 172L211 173V174H209ZM215 172L216 173H218L219 172V174L218 175H214L215 174ZM231 172V173H230ZM233 172H235V174H236V176H235V174L233 173ZM264 172V171H263ZM227 173V174H226ZM239 173V174H238ZM243 173L245 174V175H243ZM196 174H194V175H196ZM221 176L219 179H220V185H219V181H217V178L215 177V179H214V181L212 180V178H214V176ZM229 175H230V177H229ZM234 175V176H233ZM255 175H256V177H255ZM196 176V177H197ZM232 176V177H231ZM247 176V177H246ZM261 176V177H260ZM229 180H228V179ZM242 178V179H241ZM244 178V179H243ZM261 180H260V179ZM197 179V178H196ZM202 179V180H203ZM218 179V180H219ZM225 179V180H224ZM234 179V180H233ZM259 179V181H257V180ZM201 180V181H202ZM206 180H203V182H204V184H206ZM210 180V181H209ZM212 180V181H211ZM215 180H216V182H215ZM239 180V181H238ZM196 181V180H195ZM195 181H194V184H195ZM200 181V180H199ZM201 181H200V184H203V183H201ZM241 181V182H240ZM242 181H243V183H242ZM198 182V180L196 181V184H198L197 183ZM213 182H215L216 184H218L217 186H215L216 184H214L213 185ZM223 182V183H222ZM226 182V183H225ZM228 184V185H227ZM230 184V185H229ZM232 184V185H231ZM243 184V185H242ZM251 184H253V187L254 186H256L255 188V192L252 194V191H251ZM227 185V186H226ZM237 185V186H236ZM242 185V186H241ZM228 186H230L229 187V189H228ZM219 187V188H220ZM234 187V188H233ZM240 187V188H239ZM241 187H242V189H241ZM233 188V189H232ZM222 189V188H221ZM217 190H219V189H216L215 191H217ZM237 190V191H236ZM240 190V191H239ZM252 190H253V188H252ZM256 192V193H257ZM255 193V194H256ZM239 194H240V196H241V198L239 197ZM231 196V197H230ZM217 197V195L215 194V196H214V198H216ZM251 198V200L253 201V203H254V201H255V203H257L258 205L257 206H255L254 204H252L251 202V200H249ZM246 199H248L249 201L247 202V200ZM261 198H259V200H260ZM216 200H219V196H218V198H216ZM215 200V202H217ZM246 200V201H245ZM257 200V201H256ZM232 201H233V203H232ZM249 203V204H251L250 206H248V204H245V203ZM218 203V202H217ZM230 203H232V205L230 204ZM235 203H237V205L235 204ZM243 203V205L245 204V205H247V206H241V204ZM259 203H260V201H259ZM234 204L237 206H235L234 207ZM254 206L256 207V208H254ZM233 207L235 208V210L237 211H234L233 210ZM240 207V208H239ZM254 209H253V208ZM229 209V210H228ZM243 210V212H242V210ZM248 209V210H247ZM251 209H253V211H251ZM246 210V211H245ZM251 212V214H250V212ZM241 214H240V213ZM232 213V214H231ZM237 213V214H236ZM249 213V214H248ZM244 214H246V215H244ZM231 215V216H230ZM236 218H234V217ZM248 218V219H250V216H251V218L253 219V221L254 222H252V221H248V222H246V218ZM178 217V218H177ZM177 217H175L173 220H172V222H171V225H168L163 231L164 232H162V233H160L159 234V236L162 234V236H165V234L167 235V234H173V235H177V233H175V230L178 232V235L179 236H177V237H179L178 239L179 240H181V242H179L178 244H180V243H182V245H184L185 243H187V241L189 240L188 238H189V235H186V234H189L188 232H190L191 230H189V229H191L192 227H195L194 226V223H192L191 221V223H188L189 222V220L187 221V219L189 218H187V219H184V217L182 216V220H179L180 218H181V216H177ZM256 217V216H255ZM148 218V217H147ZM146 218V220L147 221H145V227H144V224H143V226H141L140 228H141V230H140V228H139V232H138V236H142L144 239H148V238H150L149 236H151V235H149L150 234V231L152 230L151 228L152 227H154L155 226V228H156V221H157V219L155 220V225L152 223V221H154V218H152V219H150V217L148 218L149 220H150V222L148 221V219ZM185 218H186V216H185ZM241 218H243V219H245V221H243ZM183 219L184 220H186L187 222H186V224H185V221H183ZM190 219V218H189ZM175 220V221H174ZM240 220V221H239ZM236 221V222H235ZM239 221V222H238ZM241 221H243V223L241 222ZM148 222H149V226H148ZM184 222V223H183ZM260 223H256V224H259L260 225V228L262 227L261 226V221H259ZM147 223V224H146ZM174 223V224H173ZM187 224H189V226H187ZM193 224V225H192ZM238 224V225H237ZM243 224L245 225V226H243ZM251 224V225H252ZM153 225V226H152ZM175 225V226H174ZM179 225V226H178ZM192 225V227L191 228H189L190 226ZM239 225H241V228H240V226ZM250 225V224H249ZM250 225V226H251ZM255 224H253L252 226H254ZM262 225H264V222H263V224ZM152 226V227H151ZM184 226L185 227H188V230H187V228H186V230L184 229ZM237 227L239 230H237V228H235V227ZM178 227H180L179 229H177ZM246 227V229H244ZM144 228V229H143ZM146 228V229H145ZM175 230H174V229ZM182 228L185 230H182ZM234 228H235V230H234ZM148 229L150 230V231H148ZM154 229V228H153ZM174 230V233L172 232L173 230ZM182 230V231H180V232H183L182 234H184L183 236H182V234L181 233H179V230ZM193 229V228H192ZM262 231H264V226L262 227ZM231 230L229 229V231H230V233H231ZM120 231H122V230H120ZM140 231H141V233H140ZM155 231V232H154ZM188 231V232H187ZM233 231H232V233H233ZM149 232V233H148ZM169 232V233H168ZM172 232V233H171ZM143 233V234H142ZM145 233V234H144ZM148 233V234H147ZM153 235L154 234H157V231H156V229L155 230H153L152 232H151ZM163 233H164V235H163ZM193 232L191 231L190 232V235L192 234ZM146 235H148V237L146 236ZM175 235V236H176ZM186 235V238L188 239H185V236ZM147 237V238H146ZM182 237V239H183V241H182V239H180ZM161 239H162V237H161ZM164 239V238H163ZM162 239V240H163ZM178 240V241H179ZM184 240H186V241H184ZM185 242V243H184ZM189 242V241H188ZM159 246V248H160V250L159 249H157V247H155V246ZM181 244L180 245H178V246H182ZM187 245V244H186ZM161 246H163V245H160V244H155L154 246H153V248L152 249H155L154 251H155V253L154 254H156V253H158L159 251H160V253H161V251L162 250H166L167 248H164V249H162L161 248ZM167 246V245H166ZM165 245H164V247H166ZM184 247V246H183ZM168 249L169 250H166V251H162L163 253H161V254H163V258L166 256V255H168L169 256V258H168V261L170 260V257H171V255L172 254H170V252L172 251V249L170 250V248L168 247ZM177 249V248H176ZM159 250V251H158ZM174 250V249H173ZM175 251V250H174ZM179 251V252H178ZM178 251L176 252L175 251V254H174V252H171V253H173L175 256L177 255V254H179V255H181V251H180V249H178ZM166 252V253H165ZM159 253V257H161L162 255ZM177 253V254H176ZM164 254H166V255H164ZM157 255V254H156ZM179 255H177V256H179ZM174 256V257H175ZM172 257H173V255H172ZM173 257V258H174ZM165 260H167V258L165 259ZM253 261H255V258L254 259H252ZM235 261V262H234ZM173 262V261H172ZM171 261L169 262V263H172ZM176 262H178V264H180L179 262L180 261H176ZM174 263V264H177V263ZM232 262H234L233 264H238V261H236V260H233ZM232 262H230V263H232ZM181 263H183L184 264V262H183V260H181ZM262 264V261H259L258 262V264Z\"/></svg>", "mask_w": 264, "mask_h": 264}, {"label": "crops", "instance_id": "crops-1", "mask_svg": "<svg viewBox=\"0 0 264 264\" xmlns=\"http://www.w3.org/2000/svg\"><path fill=\"white\" fill-rule=\"evenodd\" d=\"M258 123V119H254V121H251V123H249V127H252L253 130H255V134H260L261 133V129L259 127Z\"/></svg>", "mask_w": 264, "mask_h": 264}]
</instances>
